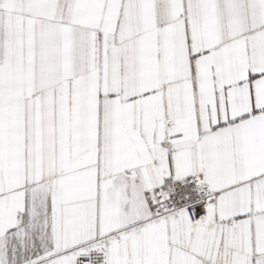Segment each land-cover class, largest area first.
Returning <instances> with one entry per match:
<instances>
[{
  "label": "snow or ice",
  "instance_id": "snow-or-ice-1",
  "mask_svg": "<svg viewBox=\"0 0 264 264\" xmlns=\"http://www.w3.org/2000/svg\"><path fill=\"white\" fill-rule=\"evenodd\" d=\"M0 264H264V0H0Z\"/></svg>",
  "mask_w": 264,
  "mask_h": 264
}]
</instances>
